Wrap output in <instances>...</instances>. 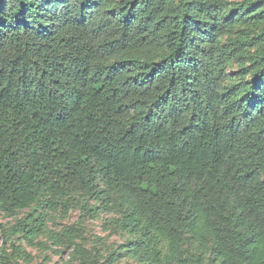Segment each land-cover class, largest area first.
I'll use <instances>...</instances> for the list:
<instances>
[{"label":"trees","instance_id":"1","mask_svg":"<svg viewBox=\"0 0 264 264\" xmlns=\"http://www.w3.org/2000/svg\"><path fill=\"white\" fill-rule=\"evenodd\" d=\"M73 209L76 264H264V0H0L5 240Z\"/></svg>","mask_w":264,"mask_h":264},{"label":"rangeland","instance_id":"2","mask_svg":"<svg viewBox=\"0 0 264 264\" xmlns=\"http://www.w3.org/2000/svg\"><path fill=\"white\" fill-rule=\"evenodd\" d=\"M235 2H241L243 0H232ZM239 70L236 61H233L232 67L228 68V73H234ZM27 210H22L14 214L13 216H6L0 212V255L11 252L14 246H20L25 251L26 256L23 259H19L20 264H76L77 258H70V254L74 248L73 245L61 244L60 246H53L51 241L48 240V230L60 232L64 228L72 226L77 229V235L75 243L79 244L86 250L92 249L94 246L102 253H106L109 248H113L122 243L126 236L116 231L111 227L105 228V219L109 215H102V219H86L83 223H78L79 211L73 209L69 212L67 218L49 219L46 222V228L44 232L33 239L31 242L25 240V238L17 237V234H12L11 238L14 241H6L4 237V230L15 222L16 219L21 218ZM118 264H135L129 258H121Z\"/></svg>","mask_w":264,"mask_h":264}]
</instances>
